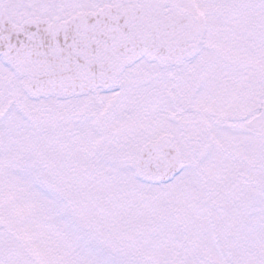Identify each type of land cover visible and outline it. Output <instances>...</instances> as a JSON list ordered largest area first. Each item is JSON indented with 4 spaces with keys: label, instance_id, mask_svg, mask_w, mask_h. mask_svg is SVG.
Returning a JSON list of instances; mask_svg holds the SVG:
<instances>
[{
    "label": "snow or ice",
    "instance_id": "1",
    "mask_svg": "<svg viewBox=\"0 0 264 264\" xmlns=\"http://www.w3.org/2000/svg\"><path fill=\"white\" fill-rule=\"evenodd\" d=\"M0 264H264V0H0Z\"/></svg>",
    "mask_w": 264,
    "mask_h": 264
}]
</instances>
